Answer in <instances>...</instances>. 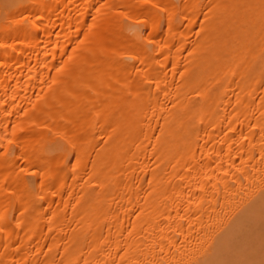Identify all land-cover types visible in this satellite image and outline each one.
<instances>
[{
	"label": "bare ground",
	"instance_id": "obj_1",
	"mask_svg": "<svg viewBox=\"0 0 264 264\" xmlns=\"http://www.w3.org/2000/svg\"><path fill=\"white\" fill-rule=\"evenodd\" d=\"M0 264H264V0H0Z\"/></svg>",
	"mask_w": 264,
	"mask_h": 264
}]
</instances>
